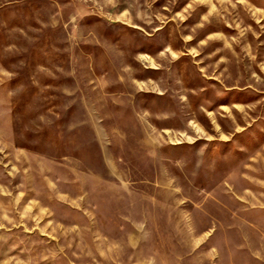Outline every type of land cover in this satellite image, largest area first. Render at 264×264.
I'll return each mask as SVG.
<instances>
[{"label": "rangeland", "instance_id": "374dc122", "mask_svg": "<svg viewBox=\"0 0 264 264\" xmlns=\"http://www.w3.org/2000/svg\"><path fill=\"white\" fill-rule=\"evenodd\" d=\"M0 264H264V0H0Z\"/></svg>", "mask_w": 264, "mask_h": 264}]
</instances>
